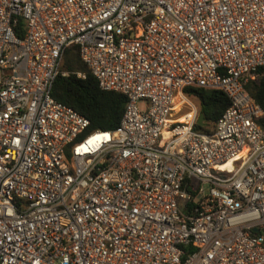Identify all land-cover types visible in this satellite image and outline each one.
I'll use <instances>...</instances> for the list:
<instances>
[{
    "label": "built area",
    "instance_id": "2783aa9c",
    "mask_svg": "<svg viewBox=\"0 0 264 264\" xmlns=\"http://www.w3.org/2000/svg\"><path fill=\"white\" fill-rule=\"evenodd\" d=\"M71 46L115 130L53 99ZM263 67L264 0H0V264H264Z\"/></svg>",
    "mask_w": 264,
    "mask_h": 264
},
{
    "label": "trees",
    "instance_id": "16d2710c",
    "mask_svg": "<svg viewBox=\"0 0 264 264\" xmlns=\"http://www.w3.org/2000/svg\"><path fill=\"white\" fill-rule=\"evenodd\" d=\"M59 71L52 87L53 99L85 117L89 122V131L115 130L124 111L125 96L105 92L98 87L96 79L81 62L76 46L65 51ZM77 73L84 75V78H78ZM256 74L257 77L244 85V91L263 111V117L257 123L264 131V67L258 69ZM184 93L197 101L199 113L204 118V125L195 126V130L211 132L230 104L228 97L219 90L194 87H186Z\"/></svg>",
    "mask_w": 264,
    "mask_h": 264
},
{
    "label": "water",
    "instance_id": "95a60500",
    "mask_svg": "<svg viewBox=\"0 0 264 264\" xmlns=\"http://www.w3.org/2000/svg\"><path fill=\"white\" fill-rule=\"evenodd\" d=\"M197 125L198 126H203L204 125V118L201 113H199L198 119H197Z\"/></svg>",
    "mask_w": 264,
    "mask_h": 264
},
{
    "label": "rangeland",
    "instance_id": "374dc122",
    "mask_svg": "<svg viewBox=\"0 0 264 264\" xmlns=\"http://www.w3.org/2000/svg\"><path fill=\"white\" fill-rule=\"evenodd\" d=\"M194 100V99H193ZM195 101V100H194ZM196 102V104L198 105V103H197V101H195Z\"/></svg>",
    "mask_w": 264,
    "mask_h": 264
}]
</instances>
